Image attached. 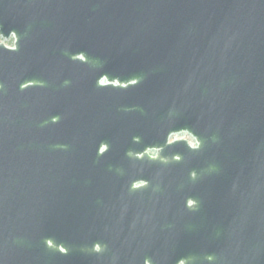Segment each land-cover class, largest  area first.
I'll use <instances>...</instances> for the list:
<instances>
[{
	"label": "water",
	"instance_id": "water-1",
	"mask_svg": "<svg viewBox=\"0 0 264 264\" xmlns=\"http://www.w3.org/2000/svg\"><path fill=\"white\" fill-rule=\"evenodd\" d=\"M0 37V264H264V0H0Z\"/></svg>",
	"mask_w": 264,
	"mask_h": 264
},
{
	"label": "rangeland",
	"instance_id": "rangeland-1",
	"mask_svg": "<svg viewBox=\"0 0 264 264\" xmlns=\"http://www.w3.org/2000/svg\"><path fill=\"white\" fill-rule=\"evenodd\" d=\"M0 41H8V42L13 44V37H10L8 39H4V38L0 37ZM175 137H177V138H185V139H187L189 141V143H191V144L193 143L192 138L186 133L177 134Z\"/></svg>",
	"mask_w": 264,
	"mask_h": 264
},
{
	"label": "built area",
	"instance_id": "built-area-1",
	"mask_svg": "<svg viewBox=\"0 0 264 264\" xmlns=\"http://www.w3.org/2000/svg\"><path fill=\"white\" fill-rule=\"evenodd\" d=\"M176 135H177V134H176ZM176 135L171 136L170 140H173V139H179V138L175 137ZM192 144H193V143H192Z\"/></svg>",
	"mask_w": 264,
	"mask_h": 264
}]
</instances>
